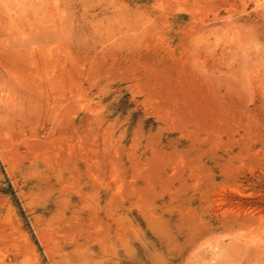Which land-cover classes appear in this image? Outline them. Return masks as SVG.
Returning <instances> with one entry per match:
<instances>
[{
  "label": "rangeland",
  "instance_id": "374dc122",
  "mask_svg": "<svg viewBox=\"0 0 264 264\" xmlns=\"http://www.w3.org/2000/svg\"><path fill=\"white\" fill-rule=\"evenodd\" d=\"M0 264H264V0H0Z\"/></svg>",
  "mask_w": 264,
  "mask_h": 264
},
{
  "label": "bare ground",
  "instance_id": "6f19581e",
  "mask_svg": "<svg viewBox=\"0 0 264 264\" xmlns=\"http://www.w3.org/2000/svg\"><path fill=\"white\" fill-rule=\"evenodd\" d=\"M260 12V11H259ZM260 14V13H259ZM247 17V16H246ZM228 18H230V17H228Z\"/></svg>",
  "mask_w": 264,
  "mask_h": 264
}]
</instances>
